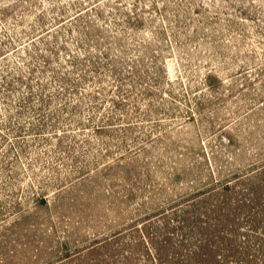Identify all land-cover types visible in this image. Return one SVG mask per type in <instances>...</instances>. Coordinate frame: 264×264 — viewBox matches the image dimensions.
Returning a JSON list of instances; mask_svg holds the SVG:
<instances>
[{"label": "rangeland", "instance_id": "1", "mask_svg": "<svg viewBox=\"0 0 264 264\" xmlns=\"http://www.w3.org/2000/svg\"><path fill=\"white\" fill-rule=\"evenodd\" d=\"M263 261L264 0H0V264Z\"/></svg>", "mask_w": 264, "mask_h": 264}, {"label": "trees", "instance_id": "2", "mask_svg": "<svg viewBox=\"0 0 264 264\" xmlns=\"http://www.w3.org/2000/svg\"><path fill=\"white\" fill-rule=\"evenodd\" d=\"M243 199H244V198H243ZM202 254H204V253H202ZM230 254H231V253H228L227 255H230ZM204 255H205V254H204ZM214 255H215V256L209 255V257L211 256V257L215 258L216 261H218L217 257L220 256V253L217 252V253H215ZM225 255H226V253H225ZM209 260H210V259H209ZM219 261H220V260H219ZM211 263H213V262H211ZM211 263H210V264H211ZM236 263H240V260H237ZM263 263H264V261H263Z\"/></svg>", "mask_w": 264, "mask_h": 264}]
</instances>
